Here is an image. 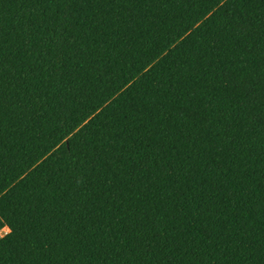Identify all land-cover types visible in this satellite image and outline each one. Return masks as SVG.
Masks as SVG:
<instances>
[{
  "label": "trees",
  "instance_id": "trees-1",
  "mask_svg": "<svg viewBox=\"0 0 264 264\" xmlns=\"http://www.w3.org/2000/svg\"><path fill=\"white\" fill-rule=\"evenodd\" d=\"M3 177L0 264H264V0H0Z\"/></svg>",
  "mask_w": 264,
  "mask_h": 264
},
{
  "label": "snow or ice",
  "instance_id": "snow-or-ice-1",
  "mask_svg": "<svg viewBox=\"0 0 264 264\" xmlns=\"http://www.w3.org/2000/svg\"><path fill=\"white\" fill-rule=\"evenodd\" d=\"M202 2L205 3V4H207V5H211V4L215 3V0H202ZM191 22H194V20L191 21ZM191 22H190V23H191ZM66 147H67L68 153L71 155V153H72V144H71V142H69V143L66 145ZM0 179H4V180H6V177L0 178ZM2 186H3V184L0 183V187H2Z\"/></svg>",
  "mask_w": 264,
  "mask_h": 264
},
{
  "label": "rangeland",
  "instance_id": "rangeland-1",
  "mask_svg": "<svg viewBox=\"0 0 264 264\" xmlns=\"http://www.w3.org/2000/svg\"><path fill=\"white\" fill-rule=\"evenodd\" d=\"M1 234H4V233H1Z\"/></svg>",
  "mask_w": 264,
  "mask_h": 264
}]
</instances>
